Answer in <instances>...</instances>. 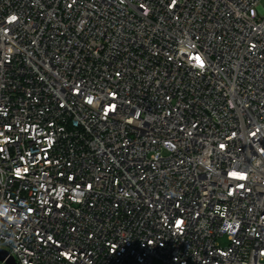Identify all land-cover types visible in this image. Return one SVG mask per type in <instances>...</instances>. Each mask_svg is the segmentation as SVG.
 <instances>
[{
  "label": "built area",
  "instance_id": "built-area-1",
  "mask_svg": "<svg viewBox=\"0 0 264 264\" xmlns=\"http://www.w3.org/2000/svg\"><path fill=\"white\" fill-rule=\"evenodd\" d=\"M262 1L0 0V249L264 264Z\"/></svg>",
  "mask_w": 264,
  "mask_h": 264
},
{
  "label": "water",
  "instance_id": "water-1",
  "mask_svg": "<svg viewBox=\"0 0 264 264\" xmlns=\"http://www.w3.org/2000/svg\"><path fill=\"white\" fill-rule=\"evenodd\" d=\"M0 261L6 264H17L15 260L9 257L8 253L0 249Z\"/></svg>",
  "mask_w": 264,
  "mask_h": 264
},
{
  "label": "rangeland",
  "instance_id": "rangeland-1",
  "mask_svg": "<svg viewBox=\"0 0 264 264\" xmlns=\"http://www.w3.org/2000/svg\"><path fill=\"white\" fill-rule=\"evenodd\" d=\"M262 6L264 7V0L262 1ZM220 243H221L223 246H225V245L228 244V241H227V239H222V240H220Z\"/></svg>",
  "mask_w": 264,
  "mask_h": 264
},
{
  "label": "snow or ice",
  "instance_id": "snow-or-ice-1",
  "mask_svg": "<svg viewBox=\"0 0 264 264\" xmlns=\"http://www.w3.org/2000/svg\"><path fill=\"white\" fill-rule=\"evenodd\" d=\"M196 59H197V61H198V62H200V63H201V65H202V61H200V58H199V57H197ZM234 175H235V174H234Z\"/></svg>",
  "mask_w": 264,
  "mask_h": 264
}]
</instances>
